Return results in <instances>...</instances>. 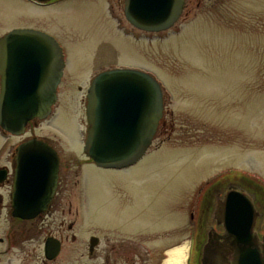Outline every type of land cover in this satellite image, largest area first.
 <instances>
[{
  "label": "rangeland",
  "instance_id": "374dc122",
  "mask_svg": "<svg viewBox=\"0 0 264 264\" xmlns=\"http://www.w3.org/2000/svg\"><path fill=\"white\" fill-rule=\"evenodd\" d=\"M13 29L54 37L64 53V79L47 119L29 123L23 136L0 129V151L36 137L53 142L64 160H82L85 91L92 78L113 69L137 70L161 85L163 117L167 125L173 121V130L164 127L130 171L84 167V173L117 186L137 176L142 221L132 228L150 229L151 218L158 231L184 227L197 215L199 190L223 181L264 193V0H194L186 19L157 34L130 25L119 0H53L43 7L0 0V37ZM111 205L98 212L97 221L119 223L128 214L116 201ZM185 245L186 239L175 248Z\"/></svg>",
  "mask_w": 264,
  "mask_h": 264
},
{
  "label": "water",
  "instance_id": "95a60500",
  "mask_svg": "<svg viewBox=\"0 0 264 264\" xmlns=\"http://www.w3.org/2000/svg\"><path fill=\"white\" fill-rule=\"evenodd\" d=\"M48 4L53 0H33ZM184 0H126L125 17L137 30L160 33L179 19ZM63 50L56 39L32 29H14L0 39V128L23 136L28 124L53 111L64 71ZM164 114L161 85L149 74L128 69L103 71L87 93L85 154L98 166L121 168L140 160L152 145ZM14 213L31 218L46 209L58 186L59 158L36 137L17 148ZM229 188L217 202L213 218L222 234L206 238L200 264H264V233L256 224V200L264 193L252 185L223 181ZM264 225V224H263Z\"/></svg>",
  "mask_w": 264,
  "mask_h": 264
},
{
  "label": "flooded vegetation",
  "instance_id": "af4514ba",
  "mask_svg": "<svg viewBox=\"0 0 264 264\" xmlns=\"http://www.w3.org/2000/svg\"><path fill=\"white\" fill-rule=\"evenodd\" d=\"M27 1L39 7L48 5ZM119 4L124 12L126 0H119ZM200 4L197 2L195 8ZM193 8L194 0H184L182 13L171 28L186 19ZM63 79L64 71L57 88L58 95ZM166 126L173 130V121L167 125L163 117L153 142ZM171 137L168 136V141ZM86 140L87 136L82 145V160L74 157L64 160L56 145L44 140L58 154V186L46 209L31 218H22L14 213L17 151H0V264H165L169 251L185 239V246L189 249L186 264H200L206 238L210 233L222 234L224 231L213 218L216 204L224 192L237 185L231 183L226 189H221L219 183L201 188L197 215H191V220L184 227L178 224L172 230L158 231L153 228L151 218L148 223L150 229L148 226L145 229L132 228L130 225L142 221L136 210L141 184L137 176L131 174L129 185L117 186L109 179L100 180L97 173H84V167L93 166L95 172L103 173L126 172L142 158L121 168L100 167L85 154ZM113 201L128 211L126 217L119 223L103 221L102 224L97 221L98 212L107 210ZM256 206L260 214L256 227L261 234L264 233V201L256 200ZM173 237L180 239L169 244ZM160 240H167V243L160 244Z\"/></svg>",
  "mask_w": 264,
  "mask_h": 264
},
{
  "label": "bare ground",
  "instance_id": "6f19581e",
  "mask_svg": "<svg viewBox=\"0 0 264 264\" xmlns=\"http://www.w3.org/2000/svg\"><path fill=\"white\" fill-rule=\"evenodd\" d=\"M186 247H178L169 251L165 264H185Z\"/></svg>",
  "mask_w": 264,
  "mask_h": 264
}]
</instances>
